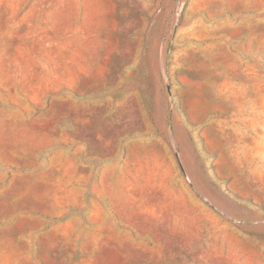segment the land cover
I'll list each match as a JSON object with an SVG mask.
<instances>
[{
	"label": "rangeland",
	"instance_id": "374dc122",
	"mask_svg": "<svg viewBox=\"0 0 264 264\" xmlns=\"http://www.w3.org/2000/svg\"><path fill=\"white\" fill-rule=\"evenodd\" d=\"M0 264H264V0H0Z\"/></svg>",
	"mask_w": 264,
	"mask_h": 264
},
{
	"label": "water",
	"instance_id": "95a60500",
	"mask_svg": "<svg viewBox=\"0 0 264 264\" xmlns=\"http://www.w3.org/2000/svg\"><path fill=\"white\" fill-rule=\"evenodd\" d=\"M169 83L166 81V88H167V91L169 92ZM173 150H174V153H175V155L177 156V158H179V152H178V149H177V147H176V145L175 144H173Z\"/></svg>",
	"mask_w": 264,
	"mask_h": 264
}]
</instances>
